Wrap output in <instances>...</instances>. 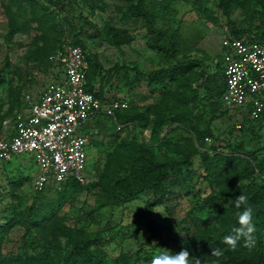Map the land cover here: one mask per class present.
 <instances>
[{"label": "rangeland", "instance_id": "obj_1", "mask_svg": "<svg viewBox=\"0 0 264 264\" xmlns=\"http://www.w3.org/2000/svg\"><path fill=\"white\" fill-rule=\"evenodd\" d=\"M133 1L58 0V4H53L50 0H36L32 5L26 0H0V135L6 128L12 129L14 116L28 108L49 82L62 76V49L58 46L70 44L78 34L87 54L95 55L104 69V75L95 83L98 93L104 95V103L113 98L127 99L130 111H141L150 118L155 116L157 108L166 113H170V108L190 111L199 130H205L208 124L211 136L203 133L198 138L181 123L163 126L160 136L174 141L192 136L199 150L209 148L213 139L219 138L231 148L240 144L242 149L253 151L257 159L264 160V117L250 118L245 109L228 108L211 119L205 92L194 72L157 84H148L144 77L136 80L137 72L165 68L181 59H201L209 72L216 64L222 66L221 42L233 28L264 30V0H229L227 8L219 0H146L160 30L157 39L143 19L130 11ZM42 7L47 8L46 22L33 21L35 12L43 13ZM8 10L26 22V29L15 34L10 42L5 39ZM107 24L126 29L130 43L114 44L104 33ZM155 40L171 46L172 54L157 49ZM184 94L196 97L198 105H184L181 101ZM86 125L96 130L97 136L88 148L84 189L73 193L62 206L58 212L60 224L70 230L73 240L78 236H94L102 241L94 249L100 255L95 264H119L117 258L121 254L132 264H161L148 259L163 252V247L156 244H181L193 231L192 218L206 216L205 208L200 205L210 193V187L202 179L199 156L192 158V167L184 173L183 184L175 186L160 204L142 210L150 197L142 193L122 196L110 205L96 183L100 178L106 180L113 171V152L118 144L132 140L146 142L159 159L172 153L153 142L150 128L137 122L124 125L99 114ZM108 160L110 167L105 170ZM35 171L36 165L28 153L9 162L0 161V223L11 218L19 203L38 206L55 194L49 188L58 190L59 185L53 182L42 191L33 190L31 181ZM230 202L234 203L235 198ZM46 237L42 231L27 232L21 224H16L2 237L4 257L9 264H17L14 262L17 254L23 251L35 254ZM57 240L59 248L51 250L54 262L63 260L70 245L63 236Z\"/></svg>", "mask_w": 264, "mask_h": 264}, {"label": "trees", "instance_id": "obj_2", "mask_svg": "<svg viewBox=\"0 0 264 264\" xmlns=\"http://www.w3.org/2000/svg\"><path fill=\"white\" fill-rule=\"evenodd\" d=\"M26 1L34 5L36 0ZM50 1L58 4V0ZM145 2L146 0H134L129 9L143 19L157 39L160 30L155 26L150 3ZM219 2L224 8L229 5V0ZM41 10L43 13L35 12L33 21L46 22L44 18L47 8L42 7ZM7 18L8 30L5 39L10 42L15 34L26 29V22L19 20L10 10L7 11ZM250 31L245 28H233L230 35L264 42V30ZM104 33L116 45L128 44L131 41L126 29L110 24L104 26ZM70 44L80 45L84 49L89 63L87 91L103 102L104 95L98 93L95 88L97 80L104 75L102 65L95 55L87 54L80 35L75 34ZM154 46L168 55L173 52L171 46L161 45L156 40ZM58 47L63 50L64 44L61 43ZM60 64L63 73V64ZM192 72L199 80V87L205 92L204 100L209 106L210 118L213 119L228 110L221 100L225 80L220 64H216V68L209 72L201 59H181L165 68L148 73L137 72L136 80L144 77L148 84H157ZM61 77L53 81H58ZM181 101L184 105H198L196 97L186 94ZM129 109L128 107L116 110L113 118L115 122L124 125L137 122L142 127H149L151 140L157 142V145L167 147L172 155L159 159L154 156L153 149L146 142L132 140L118 144L113 152V171L108 174L106 180L100 178L96 183L110 205L116 204L122 196L132 197L142 193L150 196L142 210L160 204L173 192L175 186L183 184L184 173L190 171L192 158L196 155L199 156L203 167L202 179L210 187V193L201 200L200 205L205 208L206 216L192 218L194 228L191 235L176 246L156 244L157 247H163V252L156 257L149 256V261L161 264H264V160L257 159L255 152L245 151L240 144L231 148L221 143L219 138H214L209 148L199 150L194 146L192 136L177 141L160 136L163 126L174 123H181L188 132L198 138H201L203 133L211 136L208 124L205 130H199L190 111L170 108V113H166L165 110L157 108L155 116L150 118L141 111ZM261 116L264 117V113ZM223 149L227 151L224 152ZM110 163L108 160L105 170H108ZM243 180L247 182L244 183ZM55 184L59 185L58 190L53 187L48 189L55 191L51 198H47L38 206L19 203L18 208L13 209L11 218L0 223V264L10 263L2 252V237L16 224H21L27 232L42 231L47 236L35 254L27 251L17 254L14 258L17 264H95L99 261L100 255L94 249L100 246L102 241L94 236H78L74 240L71 239L73 234L60 224L58 218V212L65 202L73 193L84 189V185L72 179ZM233 198L235 202L231 203ZM151 224L149 221L148 225ZM59 236L65 237L70 245L63 260L54 262L51 250L59 248ZM117 259L119 264H132L124 254Z\"/></svg>", "mask_w": 264, "mask_h": 264}, {"label": "built area", "instance_id": "obj_3", "mask_svg": "<svg viewBox=\"0 0 264 264\" xmlns=\"http://www.w3.org/2000/svg\"><path fill=\"white\" fill-rule=\"evenodd\" d=\"M222 70L225 108L245 109L256 118L264 113V42L228 34L222 40ZM63 73L49 82L39 97L14 117L12 130L0 135V161L28 153L36 165L31 187L43 190L48 183L86 181L89 147L97 131L87 121L103 114L114 118L118 109L129 107L127 99L104 103L87 91L89 63L80 45L66 44L62 50Z\"/></svg>", "mask_w": 264, "mask_h": 264}, {"label": "crops", "instance_id": "obj_4", "mask_svg": "<svg viewBox=\"0 0 264 264\" xmlns=\"http://www.w3.org/2000/svg\"><path fill=\"white\" fill-rule=\"evenodd\" d=\"M99 115V114H98ZM98 115L94 116L97 117ZM94 117H92L91 119H93ZM89 129H93L91 126H87Z\"/></svg>", "mask_w": 264, "mask_h": 264}]
</instances>
